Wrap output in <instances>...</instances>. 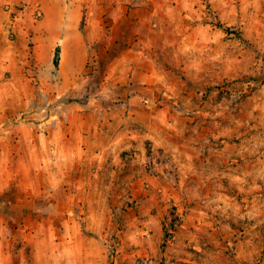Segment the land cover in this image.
<instances>
[{
  "label": "rangeland",
  "instance_id": "1",
  "mask_svg": "<svg viewBox=\"0 0 264 264\" xmlns=\"http://www.w3.org/2000/svg\"><path fill=\"white\" fill-rule=\"evenodd\" d=\"M0 264H264V0H0Z\"/></svg>",
  "mask_w": 264,
  "mask_h": 264
},
{
  "label": "crops",
  "instance_id": "2",
  "mask_svg": "<svg viewBox=\"0 0 264 264\" xmlns=\"http://www.w3.org/2000/svg\"><path fill=\"white\" fill-rule=\"evenodd\" d=\"M115 10H121L120 7H115ZM137 12H142L143 9L139 8L137 10H135ZM145 11V10H144ZM61 18L59 19L58 24H60L59 27V31L57 32V34L59 35V39L62 45V48H64L65 51L69 52L70 50V46L72 44H76L80 41L82 35L80 33L79 30H75V25L77 23L76 20V15L75 13H70L69 9H65V8H61ZM92 13L90 11H85V22L88 23V25L90 24V21H92L93 25L96 26L95 21H97V26L99 27V22H101V20L97 17L96 13L93 11V15L91 17ZM151 16L155 15L153 12H151L150 14ZM120 20L122 24H125L127 22V17L125 14H123L122 16L120 15ZM52 26L48 25V28L43 29V34H44V48L47 49V46L52 45V39L54 37V32L53 29L51 28ZM100 28V27H99ZM139 29H141L139 27ZM92 31V29H90ZM89 32V30H88ZM95 29L92 31V34L89 33L91 36L94 34ZM87 37H89L88 33L86 35ZM95 37V36H94ZM90 38V37H89ZM42 39V38H41ZM93 40H95L94 38H92Z\"/></svg>",
  "mask_w": 264,
  "mask_h": 264
},
{
  "label": "built area",
  "instance_id": "3",
  "mask_svg": "<svg viewBox=\"0 0 264 264\" xmlns=\"http://www.w3.org/2000/svg\"><path fill=\"white\" fill-rule=\"evenodd\" d=\"M37 15H39V14H37Z\"/></svg>",
  "mask_w": 264,
  "mask_h": 264
}]
</instances>
